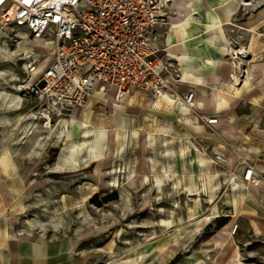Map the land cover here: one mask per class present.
Here are the masks:
<instances>
[{
  "label": "rangeland",
  "instance_id": "obj_1",
  "mask_svg": "<svg viewBox=\"0 0 264 264\" xmlns=\"http://www.w3.org/2000/svg\"><path fill=\"white\" fill-rule=\"evenodd\" d=\"M242 2L226 42L241 73L219 118L222 126L227 119L234 127L231 141L204 117H198L202 130L177 132L180 120L167 108L147 111L128 101L116 106L102 99L104 93L72 115L85 112L82 122L69 121L71 113L48 114L27 89L52 57V38L34 44L20 26L0 36V48H8L0 50V154L8 161L0 163V233L8 220L15 219L14 231L25 236V222L44 224V232L35 230L43 240L74 242L69 257L55 264H264V234L250 226L253 212L260 216L263 208L242 187L231 191L219 174L228 169L231 154L238 166L249 165L264 178L255 170L264 161V0ZM18 34L31 46L17 48L25 41ZM181 148L186 154L178 167ZM70 153L78 168L56 169L59 156ZM192 159L196 169L185 168ZM161 165H174L175 175L160 181ZM234 224L235 247L223 242V256L212 239ZM0 249V264H7Z\"/></svg>",
  "mask_w": 264,
  "mask_h": 264
},
{
  "label": "built area",
  "instance_id": "obj_2",
  "mask_svg": "<svg viewBox=\"0 0 264 264\" xmlns=\"http://www.w3.org/2000/svg\"><path fill=\"white\" fill-rule=\"evenodd\" d=\"M166 2L0 0V36H9L15 33L13 27L20 26L33 40L52 38V57L27 89L48 114L79 111L100 91L115 101L131 91L144 92L155 100L170 86L154 32ZM193 100L191 90L182 97L188 106ZM204 120L209 126L217 124V117ZM242 178L254 186L257 181L264 184V178L249 165ZM235 229L234 224L232 233Z\"/></svg>",
  "mask_w": 264,
  "mask_h": 264
},
{
  "label": "crops",
  "instance_id": "obj_3",
  "mask_svg": "<svg viewBox=\"0 0 264 264\" xmlns=\"http://www.w3.org/2000/svg\"><path fill=\"white\" fill-rule=\"evenodd\" d=\"M166 1L161 12L162 21L154 29V32L156 37L155 45L160 50L159 56L167 64L165 75L170 85L168 91L162 98L159 100L155 99V101L141 91H131L121 101H115L108 94L102 95V99H108L111 103L114 102L116 106L118 103L127 101L128 104L138 102L143 104V108L147 111L158 112L160 108L165 107L169 110V114H172L171 116L180 120L173 128L177 132L185 129L192 130V128L194 130H202L203 126L198 122V117H217V125L210 127H217L224 140H235L233 136L234 127L227 119L224 126H222L219 118L223 117L220 116L221 113L227 112L223 102L226 101L228 92L231 89L234 90L236 86L230 85L227 78L231 71V49L233 48L228 44L229 49H227L225 42L229 43L228 31L231 30L233 18L238 14V9L243 6V2L242 0ZM194 13H197L199 17L195 16L196 19H194ZM238 59H236L237 62ZM189 90L194 92L191 110H188L186 106L177 100ZM136 92L143 93L146 99L139 98ZM101 93L104 92H95L91 98ZM196 98L199 102L195 103ZM156 103L157 107H155ZM114 116L116 118L115 122L118 124V113L116 112ZM48 127H50L49 120L45 124V128ZM167 130L169 131L171 128ZM3 149L0 143V152ZM179 151L183 154H175V162L178 167L180 162L185 160L186 154L182 148L178 149ZM192 155L191 152V157H193ZM226 157L228 169L224 172H219V174L226 178L225 181L228 182L231 191L236 187H242V190L249 192L250 197L255 199L256 204L263 208V212L259 214L260 216H258L257 212H253L252 216L253 218H260L264 223V184L261 182L257 187L244 186L245 182L242 181V176L245 167L243 165L238 166L232 159L231 154L230 158L227 155ZM6 162H8L7 159L3 154H0V163L4 164ZM195 164L193 160V163L188 165L186 160L184 166L185 168L191 166L196 169ZM178 167L177 171L179 170ZM162 168H165V171ZM255 168L258 173L264 176V161H259ZM177 173V176L180 177L179 172ZM174 175V165H161L158 177L160 181H166ZM29 192L30 190L22 198L26 199ZM21 210H23L22 205ZM15 224V219L8 220L6 222V230L4 233H0V248L5 251L3 255L7 257V264H55L56 261L59 262L64 257H69V251L74 242H48L43 240V234L40 233L44 232L45 226L37 221L25 222L29 231L26 236L14 231ZM252 224L253 220L250 222V226H252V231L255 233ZM51 228L55 230V225H51ZM36 229L40 233H36ZM0 252L3 251L0 249Z\"/></svg>",
  "mask_w": 264,
  "mask_h": 264
},
{
  "label": "bare ground",
  "instance_id": "obj_4",
  "mask_svg": "<svg viewBox=\"0 0 264 264\" xmlns=\"http://www.w3.org/2000/svg\"><path fill=\"white\" fill-rule=\"evenodd\" d=\"M193 17L195 18V16L193 15ZM196 19V18H195ZM21 38H24L25 41H23V43H19L18 42V47L17 48H20L22 47L23 45L22 44H26L28 46H31V44L29 43L28 44V41L25 39V35H20ZM34 44H37V45H43V42L41 41H38V40H34ZM22 45V46H21ZM225 45L228 49V46H227V43L225 42ZM0 50L3 52V53H8V48L6 46V44L3 45L2 48H0ZM30 49L28 51L25 52V55L26 57L29 56L30 54ZM12 55V54H11ZM29 58V57H28ZM234 58V57H233ZM233 62H231V71L230 73L228 74L227 78L230 82V85L232 86H235L237 83H238V76L237 74H240L241 73V66L238 62H235L233 59H232ZM29 68H32V66H29ZM32 71L34 73H36L38 70H36V68H32ZM231 86V87H232ZM234 88V87H233ZM164 96V95H163ZM162 96V97H163ZM162 97H159L157 100H159L160 98ZM178 101H180V103L182 105H184L183 101L181 98H177ZM155 101V100H154ZM152 101V102H154ZM196 102H199L198 99L195 101ZM157 105V103L155 104ZM185 106V105H184ZM182 107V106H181ZM85 108H83L84 110ZM79 111H82L79 110ZM78 111H74L73 113H71L70 115H68V120L69 121H77V122H82L83 120V116H84V113L85 112H82V114L79 116V117H73L72 115L74 113H76ZM116 119V118H115ZM217 123H218V120H217ZM40 139V138H39ZM94 155V154H93ZM92 157V155L90 154V156L88 157V159H86V161L84 162H88L89 159ZM99 160V159H98ZM100 162V161H99ZM80 162L75 158V155L70 153L67 157L63 156L62 154L59 156V158L57 159L56 161V169H72V168H75L78 166ZM82 165V164H81ZM80 167V166H79ZM78 168V167H77ZM259 183H261L260 181H257V185H259ZM255 184V185H256ZM254 186V185H253ZM214 208V207H213ZM205 221H208L209 219L207 217L204 218ZM253 230L259 234H264L263 232V229H264V226H263V222L260 218H254L253 219ZM211 241V240H210ZM212 244L214 246H216V249H220L219 250V253L223 256H225V252H224V244L223 242H226L229 246V247H235L233 242H232V231H231V228L228 229V227H226L222 232H219L217 233V236L215 238L212 239ZM211 244V245H212ZM223 244V245H222ZM229 257V256H228ZM233 257H237V253H235V255ZM232 264H239L236 260H231Z\"/></svg>",
  "mask_w": 264,
  "mask_h": 264
},
{
  "label": "water",
  "instance_id": "obj_5",
  "mask_svg": "<svg viewBox=\"0 0 264 264\" xmlns=\"http://www.w3.org/2000/svg\"><path fill=\"white\" fill-rule=\"evenodd\" d=\"M38 86H39V87H41V86H42V84H39Z\"/></svg>",
  "mask_w": 264,
  "mask_h": 264
}]
</instances>
